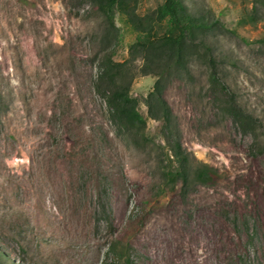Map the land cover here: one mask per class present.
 <instances>
[{"label": "rangeland", "instance_id": "1", "mask_svg": "<svg viewBox=\"0 0 264 264\" xmlns=\"http://www.w3.org/2000/svg\"><path fill=\"white\" fill-rule=\"evenodd\" d=\"M163 2L138 0L137 14ZM185 3L218 23L205 42L256 120L246 131L202 47L182 68L165 52L131 57L126 19L114 17L118 40L92 0H0V264H264V24L252 0ZM109 55L126 63L146 128L112 121L98 86ZM154 72L170 122L150 101Z\"/></svg>", "mask_w": 264, "mask_h": 264}, {"label": "trees", "instance_id": "2", "mask_svg": "<svg viewBox=\"0 0 264 264\" xmlns=\"http://www.w3.org/2000/svg\"><path fill=\"white\" fill-rule=\"evenodd\" d=\"M92 2L102 15L104 22L108 24L109 32L114 31V37L118 40L119 34L114 17L116 13H119L126 19L136 34V41L129 49L131 57L139 53L165 52L168 54L169 60H175L182 68L185 49L189 46L202 47L208 57L210 81L213 87L222 92L226 98L231 97L228 88L222 83L219 76L218 64L213 57L212 48L205 42L207 36L215 35L219 29L214 18L193 13L187 7L185 0H164L163 4L152 14L145 16L137 14L138 0H92ZM252 4V18L256 24H264V0H252ZM257 43L264 46V37ZM112 59V55L101 59V73L98 77V86L102 87L100 92L106 102L110 117L114 123L124 128H146V121L138 111V102L130 94V82H126L128 78L125 74L126 63H116ZM168 69L171 70L169 67ZM145 73V75H150ZM153 75L158 79L154 93L150 95V101L157 103L156 107L161 113L162 120L170 122L171 111L161 93L162 73L158 75L154 72ZM226 103L228 113L240 129L246 131L247 128L256 124L254 117L237 105L234 100L229 99ZM181 152V146L177 144L174 150V158H182ZM184 162L185 159L180 161V163ZM184 169L182 164L175 173L173 171L168 172L167 176L173 182H178L179 179L186 180L188 175ZM209 171L207 168L197 170L194 174L196 181L207 183L211 175ZM3 251L5 254H10L9 250L4 247ZM111 251L117 255V252L122 253L124 251V247L121 244H116ZM126 264L131 263L126 261Z\"/></svg>", "mask_w": 264, "mask_h": 264}]
</instances>
